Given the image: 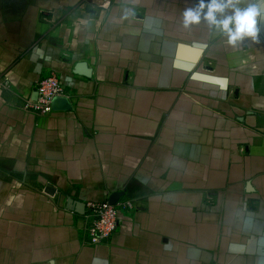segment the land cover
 I'll return each mask as SVG.
<instances>
[{"label": "crops", "instance_id": "crops-1", "mask_svg": "<svg viewBox=\"0 0 264 264\" xmlns=\"http://www.w3.org/2000/svg\"><path fill=\"white\" fill-rule=\"evenodd\" d=\"M199 3L0 0V264H264V0L235 45L184 26ZM119 198L91 245L87 202Z\"/></svg>", "mask_w": 264, "mask_h": 264}, {"label": "built area", "instance_id": "built-area-1", "mask_svg": "<svg viewBox=\"0 0 264 264\" xmlns=\"http://www.w3.org/2000/svg\"><path fill=\"white\" fill-rule=\"evenodd\" d=\"M94 1L104 6L111 0ZM35 92L36 99H29L26 108L39 117L49 116L53 112L55 99H69L68 92L56 73L41 78L35 86ZM134 209V203L128 198H119L115 202L110 200L87 202L89 243L98 245L111 238L118 230L120 214Z\"/></svg>", "mask_w": 264, "mask_h": 264}, {"label": "clouds", "instance_id": "clouds-1", "mask_svg": "<svg viewBox=\"0 0 264 264\" xmlns=\"http://www.w3.org/2000/svg\"><path fill=\"white\" fill-rule=\"evenodd\" d=\"M239 3L240 0H210L205 4L204 0H200L197 7L189 8L183 13L184 26L199 24L203 14V19L226 36V42L230 45H235L246 37L256 40L258 17L262 10L256 3H251L246 8H240ZM228 9H231V14L226 15Z\"/></svg>", "mask_w": 264, "mask_h": 264}, {"label": "water", "instance_id": "water-1", "mask_svg": "<svg viewBox=\"0 0 264 264\" xmlns=\"http://www.w3.org/2000/svg\"><path fill=\"white\" fill-rule=\"evenodd\" d=\"M79 70L81 71L78 74H83L86 77H90V71L86 68V65L84 63L78 65ZM116 201V199H115ZM114 201V202H115Z\"/></svg>", "mask_w": 264, "mask_h": 264}]
</instances>
